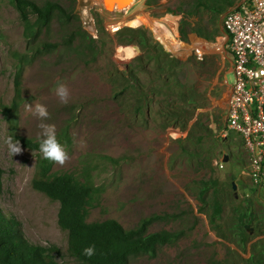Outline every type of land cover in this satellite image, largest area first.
Listing matches in <instances>:
<instances>
[{
    "label": "rangeland",
    "instance_id": "1",
    "mask_svg": "<svg viewBox=\"0 0 264 264\" xmlns=\"http://www.w3.org/2000/svg\"><path fill=\"white\" fill-rule=\"evenodd\" d=\"M54 1L67 9L70 20L51 19L33 40L15 5L0 0L2 212L20 221L27 241L52 251L57 264H83L69 251L67 232L58 225L59 202L33 188L38 153L20 146L21 152L11 156L5 144L15 135L38 140L41 121L25 105L40 103L49 113L44 122L54 124L57 132L68 127L72 139L65 147L67 159L54 163L52 172L79 174L86 165L102 189L87 222L113 218L130 228L158 214L161 218L147 232L183 231L156 256H137L128 264H247L251 246L263 243L264 198L249 175L248 149L227 125L234 80L229 53L176 60L158 49L160 43L149 29V48L119 41L123 23L135 25L134 18L127 22L133 14L142 20L135 10L170 16L177 23L188 0H150L152 6L148 0H132L124 8L110 9L102 0ZM248 1L235 0L216 23L210 22L215 14L209 9L198 21L222 31L224 14ZM116 22L122 27L118 32L111 27ZM68 35L73 38L64 44ZM114 40L123 48L116 49ZM41 41L58 47L43 50ZM157 53L161 58H155ZM17 77L23 101L7 117L1 108L11 104ZM58 83L69 89L66 105L55 95ZM138 103L144 104L142 112L136 111ZM208 179L217 181L222 202L214 223L210 193L206 201L200 198L201 181ZM248 202L253 221L245 225L252 233L246 230L251 240L243 248L238 220Z\"/></svg>",
    "mask_w": 264,
    "mask_h": 264
},
{
    "label": "trees",
    "instance_id": "2",
    "mask_svg": "<svg viewBox=\"0 0 264 264\" xmlns=\"http://www.w3.org/2000/svg\"><path fill=\"white\" fill-rule=\"evenodd\" d=\"M9 1L15 5L26 32L31 34L33 40L39 36L43 28L49 25L51 19L58 18L63 23L70 20L67 9L54 0H44L42 3L36 0ZM188 1L187 5L189 7L185 8L183 12L185 17H181V23L191 24L196 34L206 40L213 41L217 36H221L223 31L219 26L209 29L204 24L202 25L198 19L203 16L204 10L209 9L215 14L210 22L216 23L215 21H219L220 15L225 10L235 5V0ZM152 4V1H147V5L152 6ZM29 10L36 16L34 22L30 21ZM146 32L145 28L125 27L119 34V41L123 43L133 41L149 48ZM72 38V35H68L63 43L68 44ZM40 44L43 50H53L58 47L57 43L41 41ZM159 47L164 55L169 56L161 44L158 45V49ZM153 53L156 55L155 52ZM160 54L157 53L155 58H161ZM21 90V83L17 77L15 79V94L11 104L1 108V112L5 116L8 117L18 110L23 101ZM143 107L144 104L138 103L136 111L142 112ZM13 138L19 141L21 147L29 148L38 153L32 181L33 188L46 194L51 200L59 202L58 225L67 232L69 251L83 264H128L132 258L137 256L154 257L161 246L173 243L183 235L182 230L163 229L147 232L148 226L161 218V215L158 214L144 217L130 228L124 227L118 220L113 218L87 222L88 210L98 201L102 191L100 187L95 185L91 169L85 165L79 174L53 173L52 167L55 162L43 158L38 150V140L22 135H15ZM57 139L65 147L72 144L68 127H63L57 132ZM104 158L112 160L109 156ZM216 188L217 181L215 179L201 181V201H206L209 193L211 195V223H214L222 213V202ZM2 190V169L0 168V196ZM241 211L242 214L238 220V234L240 244L244 248L251 240L245 229V224H250L253 221L250 213V203L243 204ZM262 240V244L254 243L251 246L253 252L248 258L247 264H264V239ZM93 244L96 247L95 255L91 258L85 257L82 254L83 249ZM0 264H57V261L52 251L47 247L27 241L20 221L6 216L0 209Z\"/></svg>",
    "mask_w": 264,
    "mask_h": 264
},
{
    "label": "built area",
    "instance_id": "3",
    "mask_svg": "<svg viewBox=\"0 0 264 264\" xmlns=\"http://www.w3.org/2000/svg\"><path fill=\"white\" fill-rule=\"evenodd\" d=\"M134 5L135 2L126 9ZM135 13L142 20L133 14L127 22L134 18L132 21L137 23H123V26L149 29L173 59H202L213 52L229 53L234 80L228 99L227 125L240 135L248 149L249 175L264 198V0H249L229 9L222 19L223 33L216 41L198 36L191 24L181 23V18L175 23L170 16L150 10L147 13L135 10ZM120 26L117 22L111 24L115 32ZM114 45L116 49L123 48L115 40ZM124 54H119L120 58Z\"/></svg>",
    "mask_w": 264,
    "mask_h": 264
},
{
    "label": "clouds",
    "instance_id": "4",
    "mask_svg": "<svg viewBox=\"0 0 264 264\" xmlns=\"http://www.w3.org/2000/svg\"><path fill=\"white\" fill-rule=\"evenodd\" d=\"M125 52V51H124ZM122 53V50H121ZM120 53V54H121ZM55 95L59 98L61 104H68L70 99V92L68 87L63 83H58L54 89ZM28 112H31L37 117L41 123L39 124L40 132L38 134L39 152L43 158L51 162L63 164L67 159V152L65 146L57 139V130L54 124H48L44 121L48 119L49 113L47 107L43 104L37 103L25 105ZM7 150L11 156L21 152V147L18 140L9 136L5 141ZM96 253L95 245H90L83 249V255L91 258Z\"/></svg>",
    "mask_w": 264,
    "mask_h": 264
},
{
    "label": "water",
    "instance_id": "5",
    "mask_svg": "<svg viewBox=\"0 0 264 264\" xmlns=\"http://www.w3.org/2000/svg\"><path fill=\"white\" fill-rule=\"evenodd\" d=\"M103 2H104V4H105V6H106V8L107 7H109V5L111 4V3H113V5L115 6H119V5H121L122 4V0H102ZM120 7V6H119ZM227 161V156H224V158H223V162H226ZM245 229L247 230V232L249 233V234H251L252 233V229H249V227H248V225H245Z\"/></svg>",
    "mask_w": 264,
    "mask_h": 264
},
{
    "label": "bare ground",
    "instance_id": "6",
    "mask_svg": "<svg viewBox=\"0 0 264 264\" xmlns=\"http://www.w3.org/2000/svg\"><path fill=\"white\" fill-rule=\"evenodd\" d=\"M132 0H122V4L121 5H119L118 7L115 5H113V3H111L110 5H109V7H107L108 9H110L111 7H117V8H124V7H126V6H128L129 4H130V2H131Z\"/></svg>",
    "mask_w": 264,
    "mask_h": 264
}]
</instances>
